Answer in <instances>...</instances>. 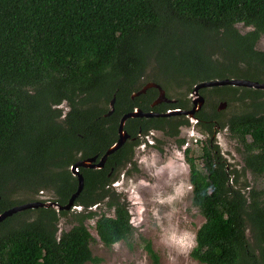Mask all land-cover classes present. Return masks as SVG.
Returning a JSON list of instances; mask_svg holds the SVG:
<instances>
[{
	"label": "trees",
	"instance_id": "1",
	"mask_svg": "<svg viewBox=\"0 0 264 264\" xmlns=\"http://www.w3.org/2000/svg\"><path fill=\"white\" fill-rule=\"evenodd\" d=\"M236 25L249 30L241 34ZM261 37L264 0H0V214L44 203L34 195L46 190L49 202L66 205L77 187L69 167L103 155L123 115L135 107L149 111L155 90L130 100L141 78H264V51L255 48ZM185 123L136 118L124 129L133 135L148 124L175 137ZM223 125L242 148L244 169L264 176V109ZM132 145L111 154L102 170L80 169L83 190L74 206L82 212L28 209L0 222V264H97L86 226L94 217L102 245L127 241L130 216L105 187L108 169L126 162ZM187 162L191 204L203 218L190 257L200 264H264V187L245 194L234 188L236 172L219 167L211 179L216 192L207 195L204 173L188 155ZM106 198L112 217L87 212ZM68 215L71 224L58 234ZM145 248L152 254L149 243Z\"/></svg>",
	"mask_w": 264,
	"mask_h": 264
},
{
	"label": "rangeland",
	"instance_id": "2",
	"mask_svg": "<svg viewBox=\"0 0 264 264\" xmlns=\"http://www.w3.org/2000/svg\"><path fill=\"white\" fill-rule=\"evenodd\" d=\"M236 28L241 34L249 30L242 25H236ZM255 48L264 51L263 37L258 40ZM151 68H154L153 61L149 63L147 72L152 73ZM255 81L264 82V79L256 78ZM165 86L171 99L180 97L184 93L188 94L183 86L168 82ZM227 103L226 109L217 117L219 124H226L227 120L234 115L250 112L259 113L261 109L258 106L264 103V95L251 98L244 91H237ZM59 108L63 110V114L68 109L65 103L61 104ZM212 109L209 115H212ZM189 128L187 132H190L191 128ZM185 132H182L181 136L189 145L190 156L193 158L196 168L204 173V179L207 183L206 194L212 195L216 192L215 186L211 184L214 169L209 152L204 150L205 138L208 137L202 131V137L196 135L197 132L195 131L193 138L191 137L192 133L186 135ZM215 133L214 144L226 161L228 171H235L237 174V183L234 188H240L245 194L250 190H261L264 187V176H255L244 169L243 156L237 141L230 136L225 127L215 131ZM156 139L160 140L161 135L155 134L152 140L155 142ZM196 139L198 142L193 143ZM160 141L164 143L160 147L163 148L164 146L163 151L166 152V158L161 157L150 146L144 147V151L137 149L133 161L138 172L129 176L120 175L117 180L118 186L113 188L116 194H120L121 201L124 199V205L130 216L129 223L133 228L131 237L125 242L122 241L105 247L98 241L94 233L92 228L94 221L86 222L88 231L93 237V241L89 245L90 252L93 257L100 260L97 264H200L190 257V253L184 255L177 248L167 246L163 242V237L172 232L177 235L183 232H190L195 235L203 223V218L191 204L192 194L188 180V165L181 153V147L175 149L170 141L167 142L163 138ZM168 151L169 153H167ZM177 188H181L183 194L169 204L167 198L174 195ZM34 198L47 203L52 199V193L46 190L34 195ZM162 200L165 202L161 203ZM90 211L96 215H112L110 211H106L103 204L92 206ZM78 212V210H72L71 213ZM28 218H35V213H30ZM70 219L71 216L68 215L59 220L58 234L61 230L68 228L71 224ZM145 243L150 244L152 254L146 250Z\"/></svg>",
	"mask_w": 264,
	"mask_h": 264
},
{
	"label": "flooded vegetation",
	"instance_id": "3",
	"mask_svg": "<svg viewBox=\"0 0 264 264\" xmlns=\"http://www.w3.org/2000/svg\"><path fill=\"white\" fill-rule=\"evenodd\" d=\"M172 77H175V78H172ZM259 78L260 79H264V78H261V77H259ZM145 79H147V78L145 77ZM145 79L141 78V80H140V83L144 82L142 87H144L147 84L157 85L163 91V94H162L163 95V100L161 102L153 105V103L157 100L158 96L160 95V92H159V90L157 88L151 87V88H148L145 91L144 94H141V95H145L146 92L148 90H150V89L155 90V95H154L153 99H151V101L148 103L149 111H143V110H141V109H139L137 107H135L134 109H139L143 113L152 112V113H155L157 115H164V114H167V113L178 111V112H181V113L180 114H177V113L176 114H170L168 116H163V117L162 116H160V117H152V118H155V119H158V118L159 119H167L169 117H179L183 121H186V123L182 124L181 126L178 127L179 136H175V137L167 136L165 134L164 130L156 128V127H154L152 125L148 126V124H145L144 126H146L147 128L148 127H152V128H149L148 130H146V129L142 130L141 127H139L137 129V133H135L133 135L128 133L124 129L125 132L128 135V138H127L125 143L133 144L131 146L132 151L128 155V160L126 162H123L119 166L115 165V166H113V167L108 169V171L106 173V176H107L109 182H108V184L105 187L106 190L115 193V189H113V188L118 186V181L117 180H118L120 175L121 176H127V175L129 176L132 173L138 172V170L135 171V168L137 169V166H136L135 162L133 161L135 159L134 153H135V151H137V149H140L141 151H144V147L150 146V148L155 149V151H157L158 154L161 157L166 158V156H165L166 152L163 151L164 146H163V148L160 147V146L164 145L163 141H160L162 138L164 140H167V142L170 141L174 145L175 149L181 147V149H182L181 153H182V155L185 158V163L188 165V173H189V171H190V162H187V155L189 157H191L190 156V151H189V148H188L189 145H188V143H185V138H183L181 136L182 132H185V131H186L185 132L186 135L189 134V133H192L191 134L192 138H193V133L197 132L196 135H200L201 136L202 135L201 133L204 132L207 135V137H208L207 139L205 138L204 150L206 149L207 153L209 152V154H210V156L212 158L213 169L217 170V169H219V167H223V170L225 172L226 171L230 172V171H228V165L226 164V161L220 155L218 147L214 144L215 135H216L215 131H217L219 129H222L224 127H225V129L228 130L226 125L218 123L217 117H218L219 113H222L226 109L227 104H228L227 102H228L229 98H233L235 92L237 93V91H244L246 95L247 94L250 95L249 97L257 98L258 96L264 95V90H257V89H252V88H243V87H238V86H202V87L198 88L196 91H194V89L200 84H206V83H210V82H214V81L226 80L224 78H222V79H218V78H213V79L203 78V79H200V80L191 79L192 80L191 81L187 77L182 78V77H176V76H173V75H169V77H167V78H164V77H162V78L161 77H149L150 80L147 81V82H145ZM232 79H234V80H247V79H242V78H232ZM173 80H176V81H173ZM227 80H231V79H227ZM247 81L264 84V82H258V81H252V80H247ZM167 82L171 83L173 85L176 84L177 86H183V89L188 91V94L184 93V95H182L180 97H175L174 99H171L170 96L168 95L167 91H166L165 84H167ZM141 88L139 90H141ZM229 88H235V90H231V89L228 90ZM139 90L131 93L130 100H134L135 98L140 96V95H138V96L132 97ZM247 90L249 92H247ZM250 91H252V92H250ZM177 105H183L184 107L183 108H180V107L177 108ZM259 106H262V108L260 110V111H262L264 109V103L260 104ZM155 107L158 108V109L163 108V110H161V111H153L152 109H154ZM219 107L220 108L223 107V109H220ZM211 108H213L212 111H211L212 115H209V112H210ZM190 111H194L193 114H192V118L188 117L187 115L182 114V112H190ZM236 116H239V115H236ZM104 117H108V116H104ZM152 118H139V119H152ZM134 119H136V118H134ZM226 124H227V122H226ZM221 125H223L224 127L221 126ZM209 126H211L210 133L207 131V128ZM189 127L191 128V130H190V132H187ZM165 129H166V131L168 130L167 128H165ZM228 132H229V130H228ZM155 134L156 135H161V139L160 140L156 139V141L154 142L152 140V137L155 136ZM229 134H230V132H229ZM178 138L184 139V142L181 145L177 144V139ZM197 142H198L197 139L193 141V143H197ZM152 143H154V144H152ZM238 146L241 148L239 143H238ZM241 152H242V148H241ZM167 153H169V151ZM186 153H188V154L186 155ZM103 155H100V156L95 155V156H91V157H88V158L79 159L76 162L84 161L86 159H89V158H92V157H96L95 163H97L99 161V159ZM215 156H216V158H215ZM108 157H107V159H108ZM107 159H106V161H105V163H104V165H103V167L101 169H90V170H95V171L102 170L105 167ZM191 163H194L193 158H192V162ZM80 169H82V168H78V171H80ZM70 175H71V173H70ZM116 195L119 196L120 194H116ZM107 201H109V200L106 198V199H104L101 202L95 203L93 206H99V205L103 204L105 206L106 211H110L111 214H112L111 216H107L106 214H104V215H106L107 217H112L113 216V208L107 209V207L105 205L107 203ZM120 203H124V199L121 201V197H120ZM91 208H92V206L87 209V212H91L90 211ZM72 210H78L79 212H82L83 208H82V206H74V204H73L71 209L68 210V211L72 212ZM100 215H102V214H100ZM95 216H98V215L95 214ZM95 219H96V217H94V219H91L90 221H94L95 222ZM93 227H94V224H93Z\"/></svg>",
	"mask_w": 264,
	"mask_h": 264
},
{
	"label": "water",
	"instance_id": "4",
	"mask_svg": "<svg viewBox=\"0 0 264 264\" xmlns=\"http://www.w3.org/2000/svg\"><path fill=\"white\" fill-rule=\"evenodd\" d=\"M202 86H238V87H243V88H252V89H257V90H264V84H260L257 82H250L247 80H221V81H214V82H210V83H206V84H200L198 85L194 91H196L198 88L202 87ZM151 87H155L159 90L160 95L158 96L157 100L153 103V105L161 102L163 100V91L154 84H147L144 87L141 88V90H139L137 93H135L132 97L144 94L145 91L148 88ZM113 106H114V98L111 100V102L109 103V111L106 113L105 116H110L113 112ZM220 108V107H219ZM220 109H223L220 108ZM194 111H190V112H182V114L187 115L188 117L192 118V114ZM180 114L181 112H171V113H167L164 115H157L155 113L149 112V113H143L141 112L139 109H134L132 112L127 113L125 115H123L118 123V127H117V140L116 142H114L104 153V155L99 159V161L97 163H95L96 157H92L89 159H86L84 161H79L76 162L75 164H73L70 168L69 171L71 173V175L76 178L77 180V187H76V191L71 195V197L69 198L68 202L66 203V205L64 206H59L57 203L54 202H47V203H40V202H31V203H26L20 206H16L13 207L9 210L4 211L2 214H0V222H2L5 218L12 216L13 214L17 213V212H21L24 210H28V209H37V208H52L55 211L59 212V211H68L71 209V207L74 204L75 199L79 196V194L81 193L82 189H83V178L81 176V174L78 171V168H82V169H101L107 159L108 156H110L111 154H113L115 151L119 150V148L122 147V145L126 142L128 135L124 130V125L125 122L128 119H134V118H152V117H160V116H168L170 114Z\"/></svg>",
	"mask_w": 264,
	"mask_h": 264
},
{
	"label": "clouds",
	"instance_id": "5",
	"mask_svg": "<svg viewBox=\"0 0 264 264\" xmlns=\"http://www.w3.org/2000/svg\"><path fill=\"white\" fill-rule=\"evenodd\" d=\"M182 190L181 188H177L175 194L169 196L167 198V202L171 204L176 198L181 196ZM164 203L165 201H160ZM163 242L166 243L167 246H172L177 248L182 254L187 255L190 251L196 247V237L193 233L183 232L180 235H177L175 232L171 234H166L163 237Z\"/></svg>",
	"mask_w": 264,
	"mask_h": 264
}]
</instances>
